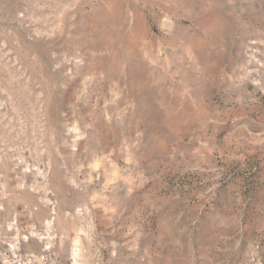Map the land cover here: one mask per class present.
Here are the masks:
<instances>
[{"label": "rangeland", "instance_id": "374dc122", "mask_svg": "<svg viewBox=\"0 0 264 264\" xmlns=\"http://www.w3.org/2000/svg\"><path fill=\"white\" fill-rule=\"evenodd\" d=\"M0 264H264V0H0Z\"/></svg>", "mask_w": 264, "mask_h": 264}]
</instances>
